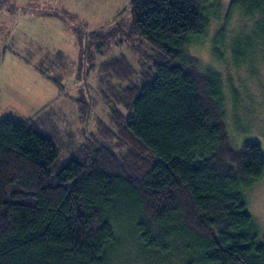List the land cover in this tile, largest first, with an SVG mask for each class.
Here are the masks:
<instances>
[{"label": "trees", "instance_id": "obj_1", "mask_svg": "<svg viewBox=\"0 0 264 264\" xmlns=\"http://www.w3.org/2000/svg\"><path fill=\"white\" fill-rule=\"evenodd\" d=\"M213 1L132 0L124 28L118 21L107 31L74 29L79 76L94 72L95 83L90 104L88 85L75 100L94 130L60 168L54 140L36 126L51 111L0 118V264H114L119 214L126 232L159 258L264 264V237L246 196L264 176V152L255 141L233 146L222 82L187 51ZM5 4L14 7L0 0L1 11ZM230 8L251 16L264 12V0H232ZM118 37L149 48L138 69L124 55L96 63ZM38 54L40 71L61 86L48 73L67 75L65 53ZM98 103L109 104L107 118Z\"/></svg>", "mask_w": 264, "mask_h": 264}, {"label": "rangeland", "instance_id": "obj_2", "mask_svg": "<svg viewBox=\"0 0 264 264\" xmlns=\"http://www.w3.org/2000/svg\"><path fill=\"white\" fill-rule=\"evenodd\" d=\"M231 1L214 0L206 7L204 33L188 45L187 51L202 72L216 75L222 82L224 115L233 146L240 149L246 141H255L264 152V12L246 15L241 9H231ZM10 2L14 7L5 4L0 13V118L28 119L45 107L51 111L49 118L43 112L36 126L54 140L59 151L55 168H60L78 156L80 146L94 130L93 116L82 118L81 103L75 100L83 96L82 86L88 85L91 87L85 98L90 104L95 83L94 72L79 76L74 29L107 31L116 29L118 21L119 28H124L131 20L132 0ZM118 40L107 45L96 63L124 55L138 69L140 57L150 54L149 48L145 44L115 43ZM40 49L49 55L63 51L67 56V75L64 71L48 73L57 74L62 87L40 71ZM96 106L98 116L107 118L109 104ZM246 196L264 237V176L246 190ZM116 217L121 238L112 254L114 264H183L179 256L159 258L156 251L144 249L136 234L126 232L123 215Z\"/></svg>", "mask_w": 264, "mask_h": 264}, {"label": "built area", "instance_id": "obj_3", "mask_svg": "<svg viewBox=\"0 0 264 264\" xmlns=\"http://www.w3.org/2000/svg\"><path fill=\"white\" fill-rule=\"evenodd\" d=\"M0 12H1V6H0Z\"/></svg>", "mask_w": 264, "mask_h": 264}, {"label": "crops", "instance_id": "obj_4", "mask_svg": "<svg viewBox=\"0 0 264 264\" xmlns=\"http://www.w3.org/2000/svg\"><path fill=\"white\" fill-rule=\"evenodd\" d=\"M1 12H2V11H1ZM1 12H0V13H1Z\"/></svg>", "mask_w": 264, "mask_h": 264}]
</instances>
